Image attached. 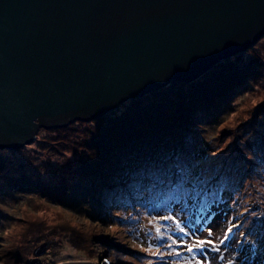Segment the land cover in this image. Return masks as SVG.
<instances>
[{"label": "trees", "instance_id": "trees-1", "mask_svg": "<svg viewBox=\"0 0 264 264\" xmlns=\"http://www.w3.org/2000/svg\"><path fill=\"white\" fill-rule=\"evenodd\" d=\"M203 163L213 179L193 191L195 178L182 180ZM235 197L261 211L262 224L254 217L239 230L253 242L237 244L234 233L225 251L237 264H264V36L198 77L171 80L89 122L40 128L30 144L0 150V259L38 264L43 248L60 239L86 261L102 250L111 264H139L137 254L147 258L142 264H168L125 247V213L181 203L185 221L199 227L202 216L222 238L226 225L215 216Z\"/></svg>", "mask_w": 264, "mask_h": 264}, {"label": "water", "instance_id": "water-1", "mask_svg": "<svg viewBox=\"0 0 264 264\" xmlns=\"http://www.w3.org/2000/svg\"><path fill=\"white\" fill-rule=\"evenodd\" d=\"M262 36L264 0H0V150L198 77Z\"/></svg>", "mask_w": 264, "mask_h": 264}, {"label": "rangeland", "instance_id": "rangeland-1", "mask_svg": "<svg viewBox=\"0 0 264 264\" xmlns=\"http://www.w3.org/2000/svg\"><path fill=\"white\" fill-rule=\"evenodd\" d=\"M252 46V45H251ZM121 105V104H120ZM50 130V129H48ZM207 172L206 168H205V163L199 165V167L197 168H193L192 171H190L187 174V177L182 180V182H189L188 181V175L190 174V177L192 176V180L195 178V181H197L194 184V188L193 191H197L199 185L203 184L204 186L209 184L212 179H213V174H207V177H205V173ZM192 190V189H191ZM181 194L182 197L185 196L186 191H180L179 192ZM249 199V197H248ZM244 204L239 197H235V199L229 203L230 207H226L224 208V211L222 213H220V216L217 215L215 216V222H222V224L226 225V227L229 225V222L231 223H236L240 225V228L238 230H235L234 233L235 235L237 234V238L236 241H240L244 242V243H251L254 240L255 235H245V237H240L239 233H240V229L243 228V226L245 224H250L252 219L255 217V224H262V221L257 220L259 217V214H262L261 211H258V213H252L250 209V207L245 208ZM181 203H174L173 205H171L169 208L167 209H155L152 210L150 209L149 211L145 212V213H138L136 212V215H132V214H127L125 213V217L127 218L125 221H123V223L121 224L123 227L124 232L126 233V236L128 238V243L126 244L125 247H128L130 249H134V251L137 253V250H140V252H144V254H149L151 255L150 252L148 251H144V249L149 248L150 246H152V250H155V245L159 244L160 241L155 239V226L156 225H167V232L169 234L172 233L173 229H174V224H172V222L170 221H152V218L154 216H163V215H167L169 214V212H172L173 214L179 212L181 214L182 218H185L188 216V213L185 212V209L183 208V206H181ZM246 209V211H245ZM60 213V214H59ZM56 214H59L60 216H62L63 220L65 221H72L77 223L78 220L75 219V216L71 215L69 212H65L63 213V211H58L56 212ZM47 215V214H44ZM55 215V214H54ZM129 215V216H127ZM58 216V218L60 217ZM35 220L32 221H36L37 218L39 216L35 215L34 216ZM58 218H56L55 220H53L55 223H53V225H60L58 222L60 220H57ZM130 218L132 220H130ZM52 221V222H53ZM150 221H152L150 223ZM214 225V224H213ZM213 225H208L206 227H210L213 229L214 233H216L215 237H211L212 239H218L219 238V234H220V230H217L215 227H212ZM195 226V225H194ZM196 227V226H195ZM200 227V226H199ZM197 227V228H199ZM17 229H20L19 227ZM260 229V228H258ZM140 235V236H139ZM198 235H200L201 237H207V232H200L198 233ZM237 243V244H239ZM6 245H8L6 243ZM5 245V246H6ZM138 245H142V247H138ZM222 249H224V247L221 246ZM44 250H46L43 254L39 255L38 258L41 260V263L39 262L38 264H60L68 259L71 260H80V261H86V259L84 260V256L85 254H81L78 252H75L73 249H71L64 240H58L57 243H53L52 247H45L43 248ZM226 249L223 250L222 254L227 257V258H232L229 252L225 251ZM162 251H165V255L163 258H159L157 257L159 260H164L166 261L168 264H171L172 260H178L179 264H185L184 262V257L188 256V254L185 252L183 253V255L181 257H174V256H168L166 254V252L168 250L166 249H162ZM102 252V250H101ZM100 252V256H93V252H88L91 256H93V260H90L89 262H97V263H105V264H111L107 259H106V253L105 251H103V253ZM87 253V251H86ZM133 253V252H132ZM137 259H132V261L142 264L141 262H146L148 261L146 257L144 256H140V254H137L136 256H134ZM132 258V256H131ZM201 259H203V257H200ZM208 258L213 261V264H226V261H222L218 258V254L216 253H209ZM0 264H10L9 261L7 259H4L3 261L0 259Z\"/></svg>", "mask_w": 264, "mask_h": 264}, {"label": "snow or ice", "instance_id": "snow-or-ice-1", "mask_svg": "<svg viewBox=\"0 0 264 264\" xmlns=\"http://www.w3.org/2000/svg\"><path fill=\"white\" fill-rule=\"evenodd\" d=\"M202 220L203 217L201 216L195 221L196 225H200L197 228L191 221H185L179 212L175 214L169 212L167 215L154 216L152 221H170L175 227L172 233L169 234L167 225H156L154 228L155 239L159 240L160 243L155 245L154 251L152 246L144 249V251H148L152 256L159 258H163L165 255V251H162V249L168 250L166 254L170 257H181L186 252L188 256L184 257L185 264H213V261L208 258L211 252L218 254V258L226 261V264H237L234 258H227L222 252L230 246L229 242L234 239V231L238 230L240 225L229 222V225L223 230L222 238L212 239L211 237H215L216 233H214L212 228L206 227L207 222L202 224ZM205 231L207 232L206 238L198 235V233ZM245 235L243 232L239 233L240 237H245ZM236 242L239 243L240 241ZM221 246H224V249ZM200 257H203V259ZM148 264H152V261H149ZM171 264H179V261L172 260Z\"/></svg>", "mask_w": 264, "mask_h": 264}]
</instances>
